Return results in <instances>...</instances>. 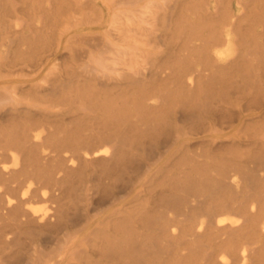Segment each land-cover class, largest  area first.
I'll return each mask as SVG.
<instances>
[{"label":"bare ground","instance_id":"1","mask_svg":"<svg viewBox=\"0 0 264 264\" xmlns=\"http://www.w3.org/2000/svg\"><path fill=\"white\" fill-rule=\"evenodd\" d=\"M246 1L173 0L165 15L168 25L175 22L172 53L179 50L177 56L180 58L174 63L171 73L162 77L172 85V89L151 97L145 92L142 94L141 84L156 80L162 72L155 67L157 57L153 54V60L145 62L147 66L136 67L131 72L129 85L135 93H131L129 98L130 94L125 97L126 94L119 91L117 95L123 98L114 105L117 112L124 111L125 115L128 113L124 107L128 102L133 107L144 106L154 112L163 110L173 120L165 123V128L146 125L143 130L136 119L127 120L132 138L130 151L134 156L138 149L140 151L136 142L138 139L140 141L142 132L153 128L157 133L150 142L152 157L164 158L166 161L188 157L195 163L192 169L198 166L196 162L201 161V189L190 191L196 194L192 195L193 199L187 195L179 196V207L184 217H176L166 223L171 235H187L191 244L197 239L201 240V262L194 264H264V16L252 20L254 14ZM200 19L199 31L186 35L178 46L179 39L175 41L179 37L178 23H199ZM202 30L205 33H201ZM164 38L161 32L153 33V39L165 48L157 52L158 56L170 53ZM51 53V48H32L29 58L18 63L12 62L9 66L20 65L21 71L36 70ZM93 57L95 71L99 70L98 67H106L104 64L109 68L111 61L103 63V60L100 62L102 56ZM228 70L233 75L230 79L225 77ZM106 74L102 71V75L96 79V85L106 87ZM34 78H26L23 74L0 76V156L8 157L11 162L9 167L8 162L0 161V182L7 180L8 176L18 179V188L12 189L14 195L5 193L2 196L0 189V264H24L22 256L15 263L8 262L10 253L6 250L17 242L18 251L22 253L26 248L24 240L29 235L44 236L40 239L43 242L40 246L44 249L50 247L48 251L42 249V258L36 260L35 264H81L80 261L71 263L67 260L72 259L76 251L87 256L84 253L89 249L77 250L75 246H87L86 243L94 236L105 238L108 236L109 224L114 226V231L120 230L123 223L118 225L123 216L114 212L104 214L103 209L99 210L97 199L94 203L96 190L91 186H86L84 192L80 193L78 206L70 212L71 208L62 202L66 194L63 182L78 169H90L96 172L97 179H101L108 176L111 169L120 167L126 153L121 146L124 143L121 139H124L126 132L118 125L116 129L101 132L93 145L83 143L80 150L83 149L85 153L79 149L69 154L63 150L61 153L60 144V148H57L58 141L51 140L55 134H43L38 129L56 115L57 112L52 110L58 104L56 96L67 97L71 89L58 92L51 79L33 81ZM109 79H113V87L122 88L123 83L120 81L126 78L121 75ZM93 82V78L86 76L77 79L73 85L79 89L80 85ZM153 98H158V102L146 103V100ZM110 103L114 104V101ZM172 104L176 108H169ZM186 105L189 107L185 108ZM120 119L115 117L114 120ZM6 120L12 124L8 131L5 130ZM197 133H201L196 142L200 146L189 149L192 145L190 136ZM243 156L251 157L252 165L249 168H244L243 161L246 160H243ZM146 167L149 169L151 166ZM112 196L109 194L106 198ZM40 202L48 205H35ZM199 204L201 217L198 213V217L194 214ZM179 207L174 206L177 209ZM135 213L126 217L134 226V221H139ZM129 230H132L131 227ZM28 248L36 249L34 245ZM79 253L77 256L81 258Z\"/></svg>","mask_w":264,"mask_h":264},{"label":"rangeland","instance_id":"2","mask_svg":"<svg viewBox=\"0 0 264 264\" xmlns=\"http://www.w3.org/2000/svg\"><path fill=\"white\" fill-rule=\"evenodd\" d=\"M230 1L236 2V0ZM172 2L173 0H0V76L14 77L23 74L26 78L35 77L33 81L49 78L56 85L58 92L71 89V94L67 97L56 96V99H59L58 104L57 107L52 108L57 112L56 115L52 117L51 121L43 123L47 128H44L43 125L38 130L43 131V134L53 132L55 137H52L51 140L58 141L57 148L61 147L62 149L59 151L63 150L66 154L73 152L74 149H79L81 153H85L83 149L80 150L83 143L87 142L93 145L101 132L111 130V128L116 129L118 125L121 130L126 132L124 139H121L124 142L121 146L126 153L120 167H116L115 170L111 169L108 176L101 179H97L96 172H92L90 169H78L63 182L62 187L66 194L62 202L71 208L70 212L78 206L80 193L84 192L86 186H91L96 190L94 203L97 199L99 210L103 209L104 214L114 212L121 217L123 216L121 218L123 222L121 221L118 225L119 227L123 223L120 230L114 231V226L109 224L108 232L106 231L108 236L105 238L101 235V237L94 236L86 243L87 246H75L77 250L87 247L89 251L84 253L87 256L76 251L72 259L68 258V262L77 263L80 261L81 264H87V262L89 264H194L197 261L201 262V240L197 239L191 244L188 242L187 235L181 233L171 235L166 224L173 218L181 219L184 217L183 210L179 207L178 197L187 195L193 199L192 195L196 194H192V190L201 189V161L196 162L198 166L192 169L195 163L193 162V164V160L188 157L174 158L169 161L164 158L157 159L156 156L152 157L150 142L154 140L153 137L157 133L153 128L142 132L140 141L138 139L136 142V146L139 144L140 151L138 149L134 156L130 151L132 138L128 132L127 120L136 119L142 130L146 128V125L165 128L167 126L165 123L173 120L163 110L154 112L144 106L141 108L133 107L129 102L124 107L127 115L124 114V111L117 112V107H115L123 98V96L120 98L117 95L119 91L122 90L126 94L125 97L130 94L129 98H131V93H135L129 85L131 72L136 67L146 65L145 62L153 60L151 59L153 54L157 57L154 63L155 67L160 68L162 72L156 80L145 81L141 84L142 94L145 92L148 97H151L153 94L156 96L159 92L172 89V85L162 78L171 73V68L180 58L177 56L179 50L172 53L173 24L175 22L168 25L165 15L168 11V5ZM246 3H248V8H251V13L254 14L251 17L252 20L263 18L264 0H247ZM190 4L192 5L191 1ZM132 15L133 17H131ZM178 24L179 37L175 41L177 42L179 39L177 42L179 46L183 43L186 35L199 31L198 26H201V19L199 23L185 24L179 22ZM183 24L184 27H182ZM159 32L163 33L164 42L170 49V53L161 56H158L157 52L164 51V45L153 39V33ZM201 33H205V30H202ZM92 42L94 46H97L96 48ZM38 47L41 49L51 48L52 53L36 70L24 69L21 71L20 65L12 68L9 66L12 62L18 63L29 58L32 48ZM93 47L94 51L92 50ZM93 55L99 58L102 56L100 62L102 60L103 63L111 61L109 68H107V64H104L106 67L103 69L98 67L99 73L97 74L98 71L94 69L96 64ZM99 58L97 59L99 60ZM113 60H116L117 63ZM119 63L120 65H118ZM86 64L87 68L85 67ZM92 67L96 73L91 70ZM102 71L107 73L104 76V78L106 77L104 79L107 83L106 87L96 85V79L102 75ZM121 75L126 78L124 81H120L123 83V89L113 87L111 84L113 79L109 78H119ZM86 76L93 78L94 82L84 83V85H80L81 88L76 89L73 83L77 79L86 78ZM225 77L228 79L233 77L231 70H228ZM227 89L230 90L231 88L227 87ZM105 96L108 103L104 102ZM157 100L158 98L148 99L146 103L151 101L157 103ZM112 101L114 104L110 103ZM188 107V105L185 106V108ZM169 108H176V106L174 107L172 104ZM115 117L121 119L117 121L114 120ZM4 124L6 131L12 127L9 120H6ZM7 137L6 135L5 138ZM200 137L201 133L190 136L192 145L189 149L193 150L200 146L196 143ZM250 158L243 156V160H246L243 161L244 168H249L252 165ZM0 161L8 162L9 167H11L8 157L0 156ZM164 162H167V165L166 163L164 165ZM161 164L163 166L159 167ZM149 165L151 167L148 169L146 166ZM160 168L161 170H159ZM187 168L191 170L188 171ZM98 169L96 167L95 170L98 171ZM155 170L158 171L155 172ZM196 170L198 171L195 172ZM17 186L18 179L8 176L7 180L0 182L2 196L5 193L14 195ZM109 194L113 196L106 198V195ZM103 196L105 197L103 198ZM114 198L115 200H113ZM35 205L45 206L48 203L40 202ZM176 205L179 207L178 209L174 208ZM199 206L198 211L195 210L194 213L197 217V213H201V204ZM134 213L139 220L134 221L136 222L135 226L126 218L134 215ZM162 213L163 217L161 216ZM167 215L169 218L166 217ZM173 223L176 225L175 222ZM130 227L131 231L129 230ZM42 238L44 236L33 237V235H29V238L24 240L26 248L22 253L18 251V244L15 242L6 250L10 253L7 261L15 263L22 256L24 264H35L36 260L42 258V252L50 249V247L44 249L40 246L43 245ZM169 240L171 244L170 242L167 243ZM180 241L181 244H179ZM32 245L36 247L35 250L28 248ZM42 249L44 250L42 251ZM77 253L82 257L77 256ZM178 258L179 260H177Z\"/></svg>","mask_w":264,"mask_h":264}]
</instances>
